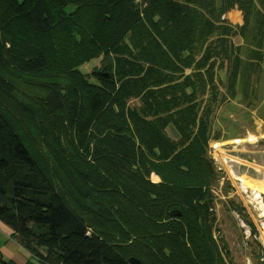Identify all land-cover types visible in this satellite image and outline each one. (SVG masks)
Returning <instances> with one entry per match:
<instances>
[{"label":"trees","instance_id":"1","mask_svg":"<svg viewBox=\"0 0 264 264\" xmlns=\"http://www.w3.org/2000/svg\"><path fill=\"white\" fill-rule=\"evenodd\" d=\"M263 65L264 0H0V222L34 264H234L203 157Z\"/></svg>","mask_w":264,"mask_h":264},{"label":"rangeland","instance_id":"2","mask_svg":"<svg viewBox=\"0 0 264 264\" xmlns=\"http://www.w3.org/2000/svg\"><path fill=\"white\" fill-rule=\"evenodd\" d=\"M228 16L233 23L241 22V14L237 10L231 11ZM233 42L235 45H240L243 43V39L240 36H235ZM88 65L89 63L83 65L82 68L87 69ZM185 72V74L191 72V68H187ZM256 88L258 89L257 95L251 98L254 102L252 108L248 109L246 105H242L250 112L249 118L239 117L230 112H224V114L231 122H221L220 118L214 117L222 136L220 139L208 141V149L203 157L204 162L208 164L205 156L212 151V145L225 146L228 155L239 153L238 150L241 148H246L248 151V153L234 155L235 160L233 162L235 164L233 166L227 164L230 162V157L225 164L218 161L219 164L226 165V169L233 170L232 175L219 176L208 164L212 170L209 187L213 197V199L211 198L213 211L216 214V221L220 225V236L224 239V241L219 240V244L221 246L223 242L225 243L224 251L234 260V264H264V193L261 192L264 189V172L248 164V162H256L258 165H264V79L256 83ZM136 102V99H132L127 104L134 105ZM67 111L70 112L71 109ZM66 118L70 132L71 119L69 113ZM215 151L217 153L220 150ZM221 151L224 150L221 149ZM225 158L221 157L220 160L224 162ZM238 177H241L243 182L238 180ZM151 179L159 181V177L155 173L151 174ZM246 184L249 187H246ZM245 215L249 218L251 225L243 221L242 218ZM250 227L255 230L252 238L256 246L253 243H246V240L251 238ZM217 236L216 233L214 236L216 241L219 238ZM259 246L262 248L263 256L260 261H257L254 252L257 251L258 253ZM0 250L7 253L12 252L14 257H21V252L24 254L27 252L17 243H11L7 237L1 234ZM1 256L11 264H15L13 260L4 257L2 254ZM7 261L5 260V262ZM22 264H30V257H26Z\"/></svg>","mask_w":264,"mask_h":264},{"label":"bare ground","instance_id":"3","mask_svg":"<svg viewBox=\"0 0 264 264\" xmlns=\"http://www.w3.org/2000/svg\"><path fill=\"white\" fill-rule=\"evenodd\" d=\"M261 146V145H260ZM263 147V146H261ZM211 152H209L208 154H206L205 156V160L208 164H210L212 170H214L215 172L214 173H218L219 176H223V175H232L234 173L233 170H228L226 169V165L223 166L221 164L218 163V161L222 162L223 164H225L228 160V158L230 157V162L227 163L229 164L228 166H233L235 163L233 162L235 159H234V155H241V153H245L248 151L246 150V148H241L238 150L239 153L237 154H234V155H228V152L225 151L227 150V148L225 146H216V145H212L211 146ZM220 150L219 152L216 153L215 150ZM221 149H223L224 151H221ZM221 157H226L224 162L220 160ZM223 160V159H222ZM248 164H251V166H254L260 170H262L264 172V165H258L256 162H248ZM238 180H240L241 182L242 181V178L241 177H238ZM246 187H249L248 184H246ZM262 193H264V189L261 190Z\"/></svg>","mask_w":264,"mask_h":264},{"label":"crops","instance_id":"4","mask_svg":"<svg viewBox=\"0 0 264 264\" xmlns=\"http://www.w3.org/2000/svg\"><path fill=\"white\" fill-rule=\"evenodd\" d=\"M0 234L3 235L4 237H7L8 240H9L11 243H17V242L14 241L13 239H11V236H10V234H11V230H10V228L7 227L6 225H4L2 222H0ZM17 244H18V243H17ZM18 245L21 246L20 244H18ZM21 247H22V246H21ZM22 248H23V247H22ZM0 253H1L4 257H6V258H8V259H10V260H13V261L15 262V264H22V263H23V260H24L26 257L30 256V254H29L28 252H26L25 254L21 252V257H14V256L12 255V252H8V253H7V252H5V251H3V250H0ZM30 262H31V264H34L31 258H30Z\"/></svg>","mask_w":264,"mask_h":264},{"label":"water","instance_id":"5","mask_svg":"<svg viewBox=\"0 0 264 264\" xmlns=\"http://www.w3.org/2000/svg\"><path fill=\"white\" fill-rule=\"evenodd\" d=\"M172 215H177V216H179L180 215V212L179 211H174V210H172L171 212H170ZM129 261L132 263V264H141V262L137 259V258H135V257H130L129 258Z\"/></svg>","mask_w":264,"mask_h":264}]
</instances>
